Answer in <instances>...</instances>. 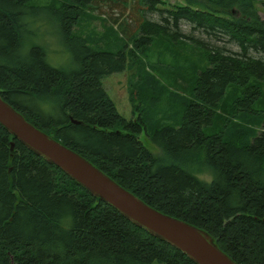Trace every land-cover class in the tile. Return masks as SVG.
I'll list each match as a JSON object with an SVG mask.
<instances>
[{
	"label": "trees",
	"instance_id": "16d2710c",
	"mask_svg": "<svg viewBox=\"0 0 264 264\" xmlns=\"http://www.w3.org/2000/svg\"><path fill=\"white\" fill-rule=\"evenodd\" d=\"M93 1L56 6L0 0V94L149 205L207 230L239 264H264L260 0H109L124 15L133 13L134 26L115 21L119 29L112 26L91 43L74 28ZM39 18L58 23L72 69L53 66L41 44L23 49ZM157 39L189 45L193 53L177 65L147 64ZM149 67L175 90L166 96ZM125 70H134L130 97L134 112H141L136 119L119 112L103 84L106 75ZM205 172L210 180L199 175ZM0 264L197 263L0 124Z\"/></svg>",
	"mask_w": 264,
	"mask_h": 264
},
{
	"label": "water",
	"instance_id": "95a60500",
	"mask_svg": "<svg viewBox=\"0 0 264 264\" xmlns=\"http://www.w3.org/2000/svg\"><path fill=\"white\" fill-rule=\"evenodd\" d=\"M73 122L79 121L73 119ZM0 124L27 148L63 170L93 196L106 202L149 234L160 238L197 264H239L207 230L146 203L92 161L27 120L0 94ZM12 142V147H14Z\"/></svg>",
	"mask_w": 264,
	"mask_h": 264
},
{
	"label": "rangeland",
	"instance_id": "374dc122",
	"mask_svg": "<svg viewBox=\"0 0 264 264\" xmlns=\"http://www.w3.org/2000/svg\"><path fill=\"white\" fill-rule=\"evenodd\" d=\"M66 0H30L31 5H46L54 4L56 6L60 5L61 2ZM169 4H175L181 2L182 0H164ZM258 8L261 17L264 19V0H260L258 3ZM148 17H153L157 19V14H152L151 11L146 12ZM125 14L124 9L118 7L112 1L109 0H96L91 3L89 7L86 8V13L84 19L81 23L74 28L76 32L82 33L91 39V43L100 42L103 39L106 31L110 30L112 26L118 28L119 26L115 21L127 22V24H132L134 26L133 13L129 12ZM123 20V21H122ZM118 22V23H119ZM35 31L33 36L28 35L26 39V45L23 49L26 51L32 43L41 44L47 49L48 61L57 67H63L68 70L74 67V61L70 51L66 48L65 42L59 36V25L55 20H48L46 18H39L34 21ZM184 30L190 32L191 26L188 23H183ZM199 35V32H195ZM100 38V41L98 39ZM157 43L151 46L149 56L147 58V64L151 62H162L169 65H175L181 59V56H189L193 53V49L186 44L177 43L171 44L167 40L157 39ZM222 44V41L218 42ZM228 46L233 49H238V46L234 43ZM150 59V60H149ZM177 65V64H176ZM148 71L155 75V82L160 86L161 90L165 91L166 96L169 92L175 90L169 80L162 78L157 75L156 72L152 71L150 67ZM134 73V70H125L123 72H116L110 75H106L103 78V84L108 92L111 99L116 103L119 112L127 119H136L141 112L135 111L133 103L130 97V77ZM158 78V79H157ZM149 84H152L149 82ZM167 88V90H166ZM165 98V97H164ZM31 103L38 105L37 100H31ZM138 103V101H137ZM139 104V103H138ZM167 106V104H166ZM170 106V105H168ZM141 139L147 147H149L154 152H159L157 146L150 141L145 134H141ZM201 177L208 180L211 179V175L208 173L199 174Z\"/></svg>",
	"mask_w": 264,
	"mask_h": 264
}]
</instances>
